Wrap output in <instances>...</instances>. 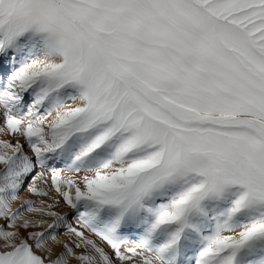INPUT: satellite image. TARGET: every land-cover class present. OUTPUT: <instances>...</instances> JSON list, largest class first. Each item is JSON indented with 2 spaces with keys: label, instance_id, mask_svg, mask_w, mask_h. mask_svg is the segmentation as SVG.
<instances>
[{
  "label": "snow or ice",
  "instance_id": "obj_1",
  "mask_svg": "<svg viewBox=\"0 0 264 264\" xmlns=\"http://www.w3.org/2000/svg\"><path fill=\"white\" fill-rule=\"evenodd\" d=\"M0 264H264V0H0Z\"/></svg>",
  "mask_w": 264,
  "mask_h": 264
}]
</instances>
